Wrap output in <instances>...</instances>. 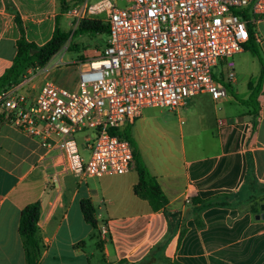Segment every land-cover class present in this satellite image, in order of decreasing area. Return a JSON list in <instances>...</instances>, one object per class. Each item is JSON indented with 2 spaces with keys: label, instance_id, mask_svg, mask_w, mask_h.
<instances>
[{
  "label": "crops",
  "instance_id": "crops-1",
  "mask_svg": "<svg viewBox=\"0 0 264 264\" xmlns=\"http://www.w3.org/2000/svg\"><path fill=\"white\" fill-rule=\"evenodd\" d=\"M64 1L68 9L80 0ZM65 10L61 11L59 0H0V76L12 63L21 29L28 41L38 45L48 41L56 28L70 32L66 28L76 21ZM99 15L87 18L103 22ZM249 24L264 60V15L254 16ZM48 80L45 67L30 68L9 90L24 95V104L30 105ZM220 84L230 88L227 80ZM249 93L248 89L242 99ZM235 94L213 99L208 92H200L174 109L166 108L167 113L160 110L155 115L148 111L154 107H145L132 123L125 124L168 200L165 209L178 213L179 222L167 241L164 212L153 210L133 191L138 180L134 166L122 174L75 176L62 169L56 151L46 150L37 137L14 126L3 114L0 264H25L18 222L22 208L34 201L40 203L37 224L43 244L38 264H96L95 250L107 264L121 259L146 264H264V219L255 218L261 210L253 212L251 206L258 198H263L259 204L264 202V82L257 98L256 128L250 136L253 109L238 101L245 110H233L230 97L236 99ZM182 111L188 115L185 123L169 116ZM247 154L252 173L247 172ZM222 194L244 200L254 195L255 199L200 210L199 199ZM82 199L92 203L96 229L84 219ZM102 225L107 227L105 234L99 230Z\"/></svg>",
  "mask_w": 264,
  "mask_h": 264
},
{
  "label": "built area",
  "instance_id": "built-area-1",
  "mask_svg": "<svg viewBox=\"0 0 264 264\" xmlns=\"http://www.w3.org/2000/svg\"><path fill=\"white\" fill-rule=\"evenodd\" d=\"M118 1L80 0L66 10L76 24L101 13L108 24L103 53L76 62V89L48 80L30 105L9 89L0 94L5 118L56 151L62 169L81 178L133 166L130 143L108 130L132 123L145 107L174 109L200 92L224 97L212 67L223 61L226 80L234 81L231 58L248 40V23L264 15V0ZM86 128L94 134L84 160L74 135ZM99 230L105 234L107 227Z\"/></svg>",
  "mask_w": 264,
  "mask_h": 264
},
{
  "label": "trees",
  "instance_id": "trees-1",
  "mask_svg": "<svg viewBox=\"0 0 264 264\" xmlns=\"http://www.w3.org/2000/svg\"><path fill=\"white\" fill-rule=\"evenodd\" d=\"M61 11H64L65 1L59 0ZM67 10V9H66ZM65 10V11H66ZM244 17H248L244 15ZM19 26H21L20 18L15 17ZM78 33H98L106 32L108 34V24L98 20L96 18H87L78 24V29H75L70 37V42L67 49H75L76 45L72 42L74 34ZM249 37L243 46V50H248L250 53L257 57L260 63V71L254 81L249 80L247 82V88L250 90L247 99H238L239 102L247 104L253 109V119L249 123L248 136H250L256 128V115L258 112V95L261 91V87L264 82V60L260 55L258 44L254 38L252 31V24L248 23ZM70 32H62L58 28L55 29L51 38L45 43L38 45L34 42L28 41L21 29L19 38L16 41V53L10 66H8L2 75L0 76V94L18 84L24 77L25 72L30 68L44 67L50 58L57 53L69 38ZM73 43V44H72ZM80 59V58H79ZM226 86V85H225ZM235 96V95H234ZM236 98V97H235ZM4 112L0 113V118H3ZM110 134H116L126 139L132 148L133 152V166L137 172L138 180L133 186L134 193L147 200L153 210H162L168 221V229L165 234L164 240L167 241L173 234L179 217L177 212H169L165 209L167 204V198L161 190L156 178L150 173L146 164L144 163L141 154L138 150V146L134 138L130 133V126L126 125L123 128L116 129L111 128L108 130ZM252 162L247 154V172L252 173ZM255 199L254 195H250L246 200L236 199V195L222 194L212 198L199 199L200 210L211 206H234L243 203L244 201H251ZM263 200V199H262ZM80 207L84 216V219L89 222L94 229L97 227V221L93 216L94 208L89 199H82L80 201ZM258 207L252 206V211L256 212ZM40 214V203L34 201L26 204L19 216L18 232L21 236L23 243V250L25 255V264H38L41 252L43 250V244L39 233L38 219ZM184 228L181 229L182 234ZM102 264H107L102 262ZM112 264H146L144 260L137 262H129L126 259H121ZM173 264H181L174 262Z\"/></svg>",
  "mask_w": 264,
  "mask_h": 264
},
{
  "label": "rangeland",
  "instance_id": "rangeland-1",
  "mask_svg": "<svg viewBox=\"0 0 264 264\" xmlns=\"http://www.w3.org/2000/svg\"><path fill=\"white\" fill-rule=\"evenodd\" d=\"M88 1L92 3L96 0H88ZM118 5L123 6L124 1L123 0L118 1ZM105 17H106L105 13H101L99 15V18L102 19L104 23H105ZM84 19H87V17ZM63 20L64 19H62V21ZM66 29H70L69 38L62 46V48L44 66L45 75L48 77V79H50L53 83L57 84L58 86L65 87L70 90H74L76 89L77 80H78V72H77V64H76L77 60L86 59L88 57L97 54H102L104 48L106 47L108 34L106 32L78 33V31H76V33L72 38V42L76 45V47L75 49H73V47L71 49H67L73 31L75 29H78V23L76 24L75 22L72 26ZM262 55L264 54L262 53ZM231 60L234 63L235 78L233 82H228L230 83V88L227 85L224 86L226 88V92L236 93L235 94L236 99H233L234 97H230L231 95L230 96L228 95V97L232 98L231 99L232 104L235 105V106L232 105L234 107L231 108L233 110H235L236 108V111L238 113H241L245 110L246 107L241 105L238 102V99L247 97L248 89L246 82L248 79L251 81H254L256 79L260 71L261 65L257 57L253 56L248 50L240 51L234 54ZM55 63L57 65H55ZM212 73L216 81H218L219 83L221 81L226 80V68L223 64V61H219L216 66L212 67ZM231 88L232 90L230 91ZM160 110H163V112L165 111L166 113L168 112V109L166 108L160 109L157 107L150 108L148 111L157 115L159 114ZM169 116L173 117L175 120L179 119L180 117L184 119V123L188 118V115H186V112L184 111L180 112L179 114H175V112H171L169 113ZM184 123L181 124V126H183ZM93 134L94 131L92 129L86 128L82 131L77 132L74 135L79 151L82 157L84 158V160H87L89 157L90 150L87 148L86 144L91 143ZM86 138H89V142L85 141ZM261 199L263 198H258L257 200H255L251 206H254L256 208L259 207L261 204V203L259 204V201ZM87 241L94 242L93 240L90 239ZM94 254L96 258L95 260L96 264H102L103 261H101V257H100L101 255L99 251L95 250Z\"/></svg>",
  "mask_w": 264,
  "mask_h": 264
},
{
  "label": "water",
  "instance_id": "water-1",
  "mask_svg": "<svg viewBox=\"0 0 264 264\" xmlns=\"http://www.w3.org/2000/svg\"><path fill=\"white\" fill-rule=\"evenodd\" d=\"M261 213L257 214L255 218H263L264 219V202H262L259 206Z\"/></svg>",
  "mask_w": 264,
  "mask_h": 264
}]
</instances>
